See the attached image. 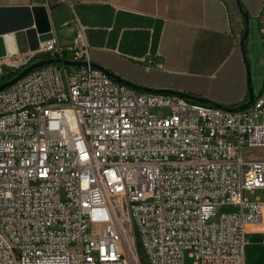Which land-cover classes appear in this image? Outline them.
<instances>
[{
    "label": "built area",
    "instance_id": "built-area-1",
    "mask_svg": "<svg viewBox=\"0 0 264 264\" xmlns=\"http://www.w3.org/2000/svg\"><path fill=\"white\" fill-rule=\"evenodd\" d=\"M258 32L245 108L137 92L92 66L80 26L68 48L9 59L18 73L60 62L0 91V264H140L137 242L146 264H245L262 212L243 193L264 191V160L243 157L264 149V16Z\"/></svg>",
    "mask_w": 264,
    "mask_h": 264
},
{
    "label": "crops",
    "instance_id": "crops-1",
    "mask_svg": "<svg viewBox=\"0 0 264 264\" xmlns=\"http://www.w3.org/2000/svg\"><path fill=\"white\" fill-rule=\"evenodd\" d=\"M239 1L248 20L246 54L227 0H0V7L44 6L63 48L80 26L90 62L124 82L234 108L248 103V87L253 97L259 93L263 78L264 0ZM249 202L260 204L262 217L247 228L245 264H264V199Z\"/></svg>",
    "mask_w": 264,
    "mask_h": 264
},
{
    "label": "water",
    "instance_id": "water-1",
    "mask_svg": "<svg viewBox=\"0 0 264 264\" xmlns=\"http://www.w3.org/2000/svg\"><path fill=\"white\" fill-rule=\"evenodd\" d=\"M239 7L240 12L242 13L241 7ZM244 19V33L240 39V45L243 50V43L245 38L247 37V24L248 20L244 13H242ZM6 35H12L18 54H23L28 51H35L38 47V44L50 41L53 39V35L51 32L47 9L44 6H7V7H0V60H3L7 56L5 44L3 37ZM243 60L245 63V68L247 72V84L249 86L250 79H249V67L246 61L245 56H243ZM60 62L58 60H48V61H41L35 63L21 72L7 82H4L0 85V91L5 89L6 87L12 85L17 80L24 77L30 71L42 67L44 65H48L51 63ZM67 63V62H63ZM96 69L105 72L111 78L135 89V90H142L145 92H149L147 89L140 88L135 86L131 83L124 82L120 78L113 76L103 70L101 67L93 65ZM153 93H163V94H175L181 96L185 99L192 100L199 104H210L211 106H215L213 103L204 100V99H197L192 98L183 93H176L172 91H154ZM253 100V95L251 89L248 87V103L242 105V108H245L248 104H250ZM240 108H237V110Z\"/></svg>",
    "mask_w": 264,
    "mask_h": 264
},
{
    "label": "rangeland",
    "instance_id": "rangeland-1",
    "mask_svg": "<svg viewBox=\"0 0 264 264\" xmlns=\"http://www.w3.org/2000/svg\"><path fill=\"white\" fill-rule=\"evenodd\" d=\"M18 53L14 56H12L10 59L17 58ZM9 58V57H8ZM7 58L0 60V78L1 77H9L11 74L17 73L14 67H9L10 61L6 60ZM155 111L152 110L151 113L153 114ZM167 110H163V114L166 116L167 115ZM243 157L248 158V159H255V160H260L264 159V149L261 150H253L251 152H246L245 150L243 151ZM243 198L252 201L253 199L259 198V199H264V191L262 190H256L253 193L251 192H244L243 193ZM234 211L232 208L224 207L221 209L222 213H227ZM214 222L217 221V218L213 220ZM137 248H138V261L140 264H146L143 258L142 251L140 249L139 243L137 242ZM194 261L187 256V253H185L184 256V264H193Z\"/></svg>",
    "mask_w": 264,
    "mask_h": 264
},
{
    "label": "trees",
    "instance_id": "trees-1",
    "mask_svg": "<svg viewBox=\"0 0 264 264\" xmlns=\"http://www.w3.org/2000/svg\"><path fill=\"white\" fill-rule=\"evenodd\" d=\"M228 1V5H229V8H230V11H231V16L234 17V18H237V21L234 22L232 24L233 26V29H235L237 31V34L239 36V39H241V37L243 36V33H244V26H243V16H242V13H243V10H242V13L240 12L239 10V7L238 6H242L240 1L239 0H227ZM246 38L244 40V43H243V47H244V52L246 54ZM19 73H14V74H11L7 79L8 80H12L13 78H15ZM5 81V78H0V85Z\"/></svg>",
    "mask_w": 264,
    "mask_h": 264
},
{
    "label": "bare ground",
    "instance_id": "bare-ground-1",
    "mask_svg": "<svg viewBox=\"0 0 264 264\" xmlns=\"http://www.w3.org/2000/svg\"><path fill=\"white\" fill-rule=\"evenodd\" d=\"M3 40H4L6 52H7V56H6L7 59L6 60H9L12 56H14L18 53L17 48H16V45H15V42H14L12 35L4 36Z\"/></svg>",
    "mask_w": 264,
    "mask_h": 264
}]
</instances>
